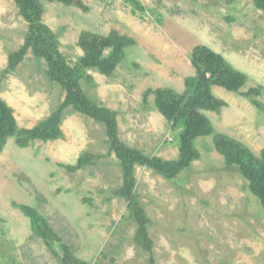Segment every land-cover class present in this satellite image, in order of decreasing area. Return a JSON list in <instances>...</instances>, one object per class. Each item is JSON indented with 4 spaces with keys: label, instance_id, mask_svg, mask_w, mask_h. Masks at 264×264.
I'll use <instances>...</instances> for the list:
<instances>
[{
    "label": "rangeland",
    "instance_id": "rangeland-1",
    "mask_svg": "<svg viewBox=\"0 0 264 264\" xmlns=\"http://www.w3.org/2000/svg\"><path fill=\"white\" fill-rule=\"evenodd\" d=\"M41 21L55 33L69 64L81 63L83 30L112 29L135 39L105 73L82 67L80 84L98 105L116 112L123 143L165 161L181 157L182 126L157 107L150 89L183 94L196 73L192 51L207 45L248 75L239 90L213 84L227 102L202 108L216 132L260 155L264 148V6L256 0H83L84 10L62 0H39ZM30 23L15 0H0V98L20 127L49 118L66 91L52 79L45 58L25 51ZM253 87L261 93L250 94ZM62 135L20 147L9 137L0 152V264H64L60 249L36 232L22 205L37 208L76 258L85 264H149L135 240L128 201L116 194L122 168L110 150L103 121L74 105L63 110ZM197 151L174 177L136 164V194L150 221L158 264H264V199L239 165L230 163L212 134L194 138ZM96 155L69 170L84 153Z\"/></svg>",
    "mask_w": 264,
    "mask_h": 264
},
{
    "label": "trees",
    "instance_id": "trees-1",
    "mask_svg": "<svg viewBox=\"0 0 264 264\" xmlns=\"http://www.w3.org/2000/svg\"><path fill=\"white\" fill-rule=\"evenodd\" d=\"M21 14L30 23L25 44L19 52L9 56V66L16 67L25 51L29 48L48 63L49 76L57 81L66 91L65 100L52 115L32 128L20 127L13 108L0 98V152L4 149L9 137H15L20 147H27L34 140H54L62 135L60 122L63 110L74 105L81 112L103 121L107 127L110 150L120 160L122 168V185L115 192L128 201L131 218L136 222L135 240L149 252V264H158L154 242L149 233V217L139 203L136 190V164L151 167L167 177H174L190 161L197 157L193 140L201 134H212L217 147L226 154L230 163L239 165L245 177L250 181L251 189L264 199V148L260 155L250 148L236 143L227 135L216 132L202 108L220 110L227 102L212 91L213 84H219L229 90H239L248 81V75L235 68L221 53L215 52L207 45H196L192 51V64L196 73L188 76L186 91L183 94L165 87L150 89L156 95L155 101L159 110L171 121L182 126L181 157L177 161H165L155 156H148L142 150L123 143L118 135L116 112L93 102L80 84L81 68L96 67L109 73L125 55L126 48L134 45L135 39L120 34L112 29L108 35H101L88 30L80 34L79 45L85 51L81 63L75 66L68 63L59 49L58 40L53 30L41 21L43 4L39 0H15ZM68 5H76L88 10L83 0H62ZM264 6V0H256ZM261 87H253L250 94H260ZM96 158L95 154H82L75 164L66 165L69 170L83 167ZM22 210L30 217L37 234L49 245L57 246L64 264H85L74 256L72 251L62 242L60 236L50 226L41 212L30 205H22ZM2 217L0 215V221Z\"/></svg>",
    "mask_w": 264,
    "mask_h": 264
}]
</instances>
